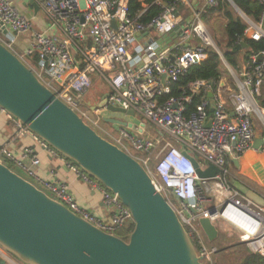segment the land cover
Segmentation results:
<instances>
[{
  "label": "built area",
  "instance_id": "built-area-1",
  "mask_svg": "<svg viewBox=\"0 0 264 264\" xmlns=\"http://www.w3.org/2000/svg\"><path fill=\"white\" fill-rule=\"evenodd\" d=\"M36 1L47 23L45 27L24 16L13 0H0L1 27L8 30L4 34L0 29V41L88 125L102 129L108 141L141 163L156 189L175 209L203 261L211 260L219 249L204 233L199 222L202 217L210 218L215 225L218 218L227 220L240 231L239 242L247 244L253 253L264 255V208L229 182L235 178L233 161L239 162L253 145L259 128L264 132V51L259 53L262 59L259 54L251 55L240 69L225 61L203 19L206 9L217 6L219 0H205L201 6L179 0L189 8V16L183 15L176 3L155 0L162 10L148 22L139 19L146 9L137 17L130 14V0ZM238 15L246 24L247 37L264 39V14L258 21ZM151 33L167 35L172 42L164 45L155 41ZM18 36L25 37L21 46ZM210 48L220 55L231 84L199 79L189 83L181 95L164 99L191 65L207 59ZM96 77L109 87L108 103L133 111L137 122L124 120L131 123L130 127L114 125L117 132L101 127L102 109L90 108L85 98ZM194 95H201V102L188 113L187 106ZM17 124L21 132L29 131L18 120ZM41 143L54 155H61L42 139ZM183 150L195 154L203 170L212 164L219 172L211 178H200ZM25 158L30 159V165L24 164ZM4 159L30 176L36 175L35 166L40 163L29 147L21 159L2 146L0 161ZM68 165L101 191L108 214L99 217L79 205L68 185L60 181L44 182L46 192L103 231L116 235L133 218L129 208L118 194L75 162L69 159ZM205 203L212 205L206 208ZM230 206L246 227L223 217ZM210 209H216V213L211 215ZM224 231L229 237L236 234L231 226L224 225ZM0 258L12 263L1 245Z\"/></svg>",
  "mask_w": 264,
  "mask_h": 264
},
{
  "label": "water",
  "instance_id": "water-1",
  "mask_svg": "<svg viewBox=\"0 0 264 264\" xmlns=\"http://www.w3.org/2000/svg\"><path fill=\"white\" fill-rule=\"evenodd\" d=\"M25 1L39 11L36 0ZM230 1L238 13L246 15ZM0 29L4 34L8 31L1 22ZM258 58L262 59V54ZM0 108L118 194L135 222L128 241L109 234L0 161V245L9 254L23 264H204L175 209L141 163L88 125L2 41ZM96 108L134 116L133 111L109 104L108 93L102 95ZM103 120L132 126L110 115ZM263 143L260 137L254 146L260 148ZM182 152L200 178L219 172L212 164L203 170L194 155ZM233 163L238 166L237 161ZM229 182L264 208L262 195L235 178ZM209 213L215 214L216 209ZM199 222L209 241H215L219 230L212 220L202 217ZM0 264L7 261L0 258Z\"/></svg>",
  "mask_w": 264,
  "mask_h": 264
},
{
  "label": "crops",
  "instance_id": "crops-1",
  "mask_svg": "<svg viewBox=\"0 0 264 264\" xmlns=\"http://www.w3.org/2000/svg\"><path fill=\"white\" fill-rule=\"evenodd\" d=\"M15 6L19 11L26 17L33 18L35 24L39 27H45L47 25L43 13L35 11L34 7L27 3L25 0H13ZM205 0H191V3L195 6H201ZM181 13L185 16L190 15V10L187 6H182ZM225 25V20L223 22ZM25 41L24 36H18V44L21 46ZM94 85L92 86V88ZM90 91V90H89ZM103 88L99 92L92 96L87 97L86 103L90 108H94L101 101H96L97 96L103 95ZM102 97V96H101ZM231 108V104H228ZM106 109H102V114L108 117ZM129 117V115H127ZM131 117V116H130ZM126 121H130L127 120ZM262 137L264 139V132L257 134L256 139ZM255 139V140H256ZM255 143V141H254ZM253 145L241 156L238 166L234 164V172L239 176H235L238 181L248 186L250 189L256 191L264 197V148H257ZM7 147L8 150L12 151L17 157L22 159V154L26 147L32 148L34 154L39 158L40 163L35 166V176H30L25 169L16 167L19 170V174L26 179L33 182L36 186L46 191L44 188V182L46 181H60L68 185L72 195L75 197L79 205L85 207L97 214L99 217L106 216L108 214V208L105 206L103 201V195L100 190L94 188L91 184L85 182L74 170L69 168L67 157L61 155H54L51 151L41 143V139L31 131L21 132L17 119L11 116L9 113L0 108V147ZM10 162L8 159H4ZM24 164L30 165L31 161L29 158H25ZM13 170L16 171L13 165ZM252 180L257 184L256 187L245 183L243 180ZM243 179V180H242Z\"/></svg>",
  "mask_w": 264,
  "mask_h": 264
},
{
  "label": "trees",
  "instance_id": "trees-1",
  "mask_svg": "<svg viewBox=\"0 0 264 264\" xmlns=\"http://www.w3.org/2000/svg\"><path fill=\"white\" fill-rule=\"evenodd\" d=\"M154 1L155 0H130V14L133 17H137L146 9L139 19L142 22L150 21L155 16L159 15L162 10V7L154 3ZM164 1L169 4L176 3L180 8L183 6L179 0ZM233 1L247 16L256 21L260 20L264 14V0ZM213 16L225 19V39L223 41L224 48L222 49V53L225 60L232 68L240 69L251 55L259 54L264 51V39L255 41L245 35L246 24L238 15L230 1L219 0L217 6L207 8L203 15V19L209 24ZM242 42L246 43L248 47H242ZM217 44L220 46L219 43ZM34 60H37V55L34 56ZM227 77H230L229 71L223 64L220 55L213 48H210L208 49L207 59L191 65L185 73L179 77L178 81L173 84L171 93L166 95L164 99L181 95L192 81L201 79L219 82L228 79ZM200 102L201 95H194L191 103L187 106L188 113L194 112ZM209 114H211V111H209ZM4 163L13 169V165L7 160L6 162L4 161ZM134 228L135 222L132 218L122 228L116 231V235L128 241ZM195 247L198 249L197 245H195ZM239 264H264V255L249 253Z\"/></svg>",
  "mask_w": 264,
  "mask_h": 264
},
{
  "label": "rangeland",
  "instance_id": "rangeland-1",
  "mask_svg": "<svg viewBox=\"0 0 264 264\" xmlns=\"http://www.w3.org/2000/svg\"><path fill=\"white\" fill-rule=\"evenodd\" d=\"M179 10H183V8L179 7ZM224 20L222 17H218V16H213L210 20V23L208 24L210 26V29L212 31V36L217 43L220 44V46L218 45V47L220 48V50L222 51L223 47V41L225 39V35H224ZM152 38L157 41L160 42L164 45L166 44H170L172 42V39L167 36H159L156 33H151ZM222 47V48H221ZM19 50V49H18ZM96 76V75H95ZM228 79H225V81L229 84H231V79L230 77H227ZM94 87L90 89L89 94L87 95V97L94 95L95 93L97 94L99 92V90L101 88H103V91L109 89L108 85L101 79H98L97 77L95 78V82H94ZM102 91V92H103ZM105 93H107V91H105ZM263 93V101H264V89L262 91ZM104 94V93H103ZM101 96L99 94V96H97V100L96 101H100ZM106 111L107 115H110L112 117L121 119V120H131L133 122H137V118L134 117H128L126 114L124 113H120V112H110V111ZM101 127L102 128H108L112 131L117 132L116 126L106 123L103 120V116H101ZM100 135H102L104 138H107V135L103 132L102 129H98L96 130ZM258 133L261 134L263 133V130L261 128L258 129ZM108 139V138H107ZM195 155V154H194ZM80 167V166H79ZM81 168V167H80ZM16 172L19 173V170L15 167ZM82 169V168H81ZM83 170V169H82ZM87 173V172H86ZM88 174V173H87ZM234 176H239L237 175L236 172H233ZM89 175V174H88ZM243 180V179H242ZM245 183H250V185L256 187L257 184L255 182H253L252 180H250L248 178V180L244 179L243 180ZM212 204L211 203H205V207H210ZM216 225L218 226L220 233L218 238L213 241L210 242L211 245L218 247L219 251L218 253H216L215 255H213L211 257V260H206L204 261V264H239L241 262V260L248 255L249 253H253L252 249L248 247L247 244H242L241 242H239V235H240V231L235 228L234 226H232L227 220L223 219V218H218L215 221ZM224 225L226 226H231L236 234L233 237H229L228 234L224 231ZM196 248V247H195ZM196 250H198L196 248ZM10 259L12 261L11 264H23L19 259H16L15 257L11 256L10 254Z\"/></svg>",
  "mask_w": 264,
  "mask_h": 264
},
{
  "label": "bare ground",
  "instance_id": "bare-ground-1",
  "mask_svg": "<svg viewBox=\"0 0 264 264\" xmlns=\"http://www.w3.org/2000/svg\"><path fill=\"white\" fill-rule=\"evenodd\" d=\"M235 211H237V210L234 207L230 206L224 212L223 217L227 218L228 220L233 221L234 223H236L239 226L246 227L245 223H243V221L241 219H238V217L234 214ZM240 213H242V212H240ZM242 214L245 215L244 213H242ZM245 216L248 217L247 215H245Z\"/></svg>",
  "mask_w": 264,
  "mask_h": 264
},
{
  "label": "flooded vegetation",
  "instance_id": "flooded-vegetation-1",
  "mask_svg": "<svg viewBox=\"0 0 264 264\" xmlns=\"http://www.w3.org/2000/svg\"><path fill=\"white\" fill-rule=\"evenodd\" d=\"M105 91H107V93H108V92H109V89H107V90H105ZM105 91H103V93H105ZM103 93H102V94H103ZM101 96H102V95H101Z\"/></svg>",
  "mask_w": 264,
  "mask_h": 264
}]
</instances>
